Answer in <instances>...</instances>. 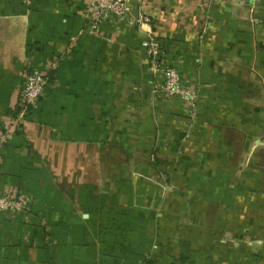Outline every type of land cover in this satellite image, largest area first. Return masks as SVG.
I'll return each mask as SVG.
<instances>
[{"label": "crops", "instance_id": "1", "mask_svg": "<svg viewBox=\"0 0 264 264\" xmlns=\"http://www.w3.org/2000/svg\"><path fill=\"white\" fill-rule=\"evenodd\" d=\"M86 0H0V264H264V6L132 0L141 28ZM151 31L195 115L143 60ZM50 63L16 118L24 74Z\"/></svg>", "mask_w": 264, "mask_h": 264}, {"label": "built area", "instance_id": "2", "mask_svg": "<svg viewBox=\"0 0 264 264\" xmlns=\"http://www.w3.org/2000/svg\"><path fill=\"white\" fill-rule=\"evenodd\" d=\"M26 6H29L31 0H22ZM132 0H86L83 16L88 22V28L96 29L100 23L106 21L109 17H114L119 21L126 22L129 26L141 28V25L148 23L151 15L138 12L133 14L131 11ZM240 4L254 8L259 2L264 0H238ZM143 50V60L149 64L150 68L161 74L160 88L165 95L177 97L184 101L188 106V113L191 117L195 115L194 103L197 100V94L194 86L184 83L179 76L177 69L168 63L161 42L151 32L146 31L145 36L140 41ZM56 66L54 63L44 69L29 68L24 74V80L21 86L20 99L16 118L21 119L36 106L39 99L43 96L45 87L49 80V71ZM23 206V201L16 199L12 194L0 196V211L14 212Z\"/></svg>", "mask_w": 264, "mask_h": 264}]
</instances>
